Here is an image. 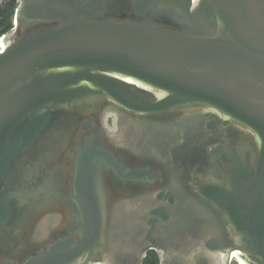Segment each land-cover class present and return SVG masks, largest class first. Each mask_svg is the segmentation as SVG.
I'll list each match as a JSON object with an SVG mask.
<instances>
[{
  "label": "water",
  "instance_id": "obj_1",
  "mask_svg": "<svg viewBox=\"0 0 264 264\" xmlns=\"http://www.w3.org/2000/svg\"><path fill=\"white\" fill-rule=\"evenodd\" d=\"M149 251L264 264V0H17L0 264Z\"/></svg>",
  "mask_w": 264,
  "mask_h": 264
},
{
  "label": "trees",
  "instance_id": "obj_2",
  "mask_svg": "<svg viewBox=\"0 0 264 264\" xmlns=\"http://www.w3.org/2000/svg\"><path fill=\"white\" fill-rule=\"evenodd\" d=\"M17 7V0L10 1L3 13H0V34H6L14 26V16ZM144 264H160L155 251H149L145 257ZM238 264V263H234Z\"/></svg>",
  "mask_w": 264,
  "mask_h": 264
},
{
  "label": "flooded vegetation",
  "instance_id": "obj_3",
  "mask_svg": "<svg viewBox=\"0 0 264 264\" xmlns=\"http://www.w3.org/2000/svg\"><path fill=\"white\" fill-rule=\"evenodd\" d=\"M10 1H12V0H10ZM10 1H8L7 4H8ZM7 4H6V6H7ZM5 9H6V7H5L0 13H3V11H4ZM234 263H237V262H233V264H234Z\"/></svg>",
  "mask_w": 264,
  "mask_h": 264
},
{
  "label": "built area",
  "instance_id": "obj_4",
  "mask_svg": "<svg viewBox=\"0 0 264 264\" xmlns=\"http://www.w3.org/2000/svg\"><path fill=\"white\" fill-rule=\"evenodd\" d=\"M3 35L0 36V39H2Z\"/></svg>",
  "mask_w": 264,
  "mask_h": 264
}]
</instances>
